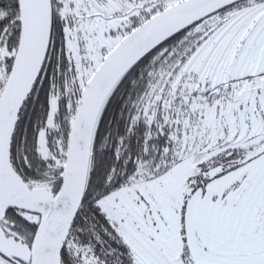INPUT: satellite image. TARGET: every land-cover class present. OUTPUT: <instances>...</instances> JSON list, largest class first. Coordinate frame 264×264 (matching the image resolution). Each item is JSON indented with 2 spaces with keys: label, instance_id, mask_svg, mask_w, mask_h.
I'll use <instances>...</instances> for the list:
<instances>
[{
  "label": "snow or ice",
  "instance_id": "6c2138e0",
  "mask_svg": "<svg viewBox=\"0 0 264 264\" xmlns=\"http://www.w3.org/2000/svg\"><path fill=\"white\" fill-rule=\"evenodd\" d=\"M0 264H264V0H0Z\"/></svg>",
  "mask_w": 264,
  "mask_h": 264
}]
</instances>
